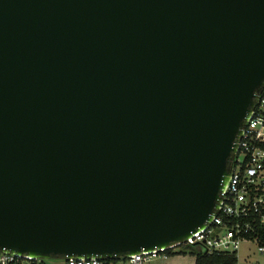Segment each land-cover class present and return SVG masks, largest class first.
<instances>
[{
	"label": "water",
	"instance_id": "1",
	"mask_svg": "<svg viewBox=\"0 0 264 264\" xmlns=\"http://www.w3.org/2000/svg\"><path fill=\"white\" fill-rule=\"evenodd\" d=\"M263 86L264 0H0V250L185 240Z\"/></svg>",
	"mask_w": 264,
	"mask_h": 264
},
{
	"label": "built area",
	"instance_id": "2",
	"mask_svg": "<svg viewBox=\"0 0 264 264\" xmlns=\"http://www.w3.org/2000/svg\"><path fill=\"white\" fill-rule=\"evenodd\" d=\"M242 244L248 245L245 257L257 252L261 258L253 264H264V86L238 138L219 205L204 226L183 241L116 259L94 256L62 259L65 264H151L155 258H167L171 252L189 247H198L208 253H235L238 258ZM42 262L43 258L0 250V264Z\"/></svg>",
	"mask_w": 264,
	"mask_h": 264
},
{
	"label": "trees",
	"instance_id": "3",
	"mask_svg": "<svg viewBox=\"0 0 264 264\" xmlns=\"http://www.w3.org/2000/svg\"><path fill=\"white\" fill-rule=\"evenodd\" d=\"M188 253L196 257V264H238V258L235 253H208L198 247H189L179 252H171L170 255Z\"/></svg>",
	"mask_w": 264,
	"mask_h": 264
},
{
	"label": "rangeland",
	"instance_id": "4",
	"mask_svg": "<svg viewBox=\"0 0 264 264\" xmlns=\"http://www.w3.org/2000/svg\"><path fill=\"white\" fill-rule=\"evenodd\" d=\"M247 251H248V245L242 244L238 252V258H239L238 264H253L254 260L261 258V256L257 252H254L249 257H245ZM188 254L192 255L190 253ZM161 261H162V257H158L155 258L151 262V264H153L154 262H161ZM42 264H65V262L64 259L62 258H45L43 259Z\"/></svg>",
	"mask_w": 264,
	"mask_h": 264
},
{
	"label": "crops",
	"instance_id": "5",
	"mask_svg": "<svg viewBox=\"0 0 264 264\" xmlns=\"http://www.w3.org/2000/svg\"><path fill=\"white\" fill-rule=\"evenodd\" d=\"M153 264H196V257L189 254H176L162 258L161 262H154Z\"/></svg>",
	"mask_w": 264,
	"mask_h": 264
}]
</instances>
